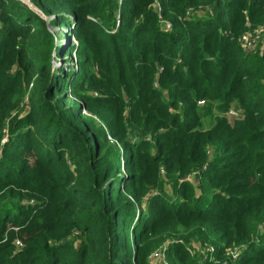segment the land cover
I'll use <instances>...</instances> for the list:
<instances>
[{
	"label": "trees",
	"instance_id": "obj_1",
	"mask_svg": "<svg viewBox=\"0 0 264 264\" xmlns=\"http://www.w3.org/2000/svg\"><path fill=\"white\" fill-rule=\"evenodd\" d=\"M152 2L0 0V264H151L170 235L264 264V54L231 40L264 0H160L170 30ZM202 98L244 117L202 130Z\"/></svg>",
	"mask_w": 264,
	"mask_h": 264
},
{
	"label": "rangeland",
	"instance_id": "obj_2",
	"mask_svg": "<svg viewBox=\"0 0 264 264\" xmlns=\"http://www.w3.org/2000/svg\"><path fill=\"white\" fill-rule=\"evenodd\" d=\"M202 8L206 9V8H209V7H202ZM207 15H210V14L206 10L205 11H203V10L201 11V15H200L201 17H208ZM162 17L165 18L163 16V13H162ZM171 23H172V26H173V22H171ZM159 25L162 28V26H161L160 23H159ZM249 25L250 24L248 23V26ZM246 31H244V32H246ZM244 32H242V34ZM242 34H240V35H242ZM240 35L235 36V38H233L231 36V40L233 42V45L232 46L236 48V51L237 52H241V51L244 52L243 49H242L241 43L239 41H237V39L239 38L238 36H240ZM246 53L247 54H254V53L257 54L258 53L259 56L263 55L264 54V37H263V42H261L259 44V46L257 47V49L255 51H252L250 53L249 52H246ZM73 56L74 55H72V57ZM58 63L59 62H57L56 65ZM63 64L65 66H72L74 64V62L73 61H66ZM262 82H264V76L262 78ZM199 100H203V103L202 104L197 105L198 106V113L200 115L199 118L201 119V126L200 127L202 128V130L208 128L209 126H211V124L215 121L214 115L216 113L220 114L221 116H227L228 121L231 122V123H233L236 120H240V119H242L244 117L245 110L243 109V105H242L243 103H241L239 100L230 102V105H229V107L226 110L223 109V110H219V111L216 108V105L220 103V101L218 99L208 100L207 98L206 99L202 98V99H199ZM199 100H197V101H199ZM25 103H26V100L24 101L23 104H25ZM209 108H210V111H209ZM23 112H25V107L24 108L22 107L18 114H22ZM154 151H155V148L153 147L151 149V152H154ZM209 151L210 152L208 154L211 155L212 154V150L209 149ZM160 171H161L162 174H164L163 175V178H164L165 177V171L163 172L162 169ZM187 176H188V181H190L193 184V187H194L195 192H199V187H198L199 186L198 173L196 171H193V172H190ZM187 176L183 177L182 180H185V178ZM185 181H187V180H185ZM164 182H165L164 185H163L164 190L166 192H168V193H171V189H170V186H169V180L166 177L164 179ZM23 191L25 192V190H23ZM149 192H150V194H152L151 191H149ZM153 193H155V191H153ZM22 200L25 203H27V202H33V199H30V198H28V199H22ZM262 229H263V227L261 226L259 228V231L261 232ZM170 237H175V236L170 235L167 238H170ZM195 242H199V245H198V243H195ZM183 244L185 245L186 248L189 247L191 249V254H197L199 252V250H201V249L204 250L205 249L204 247H206V246H212L211 244H206V245L204 244V245H202L200 243V241L197 240V239H194L192 241H188L186 243L183 242ZM212 247L214 248V246H212ZM233 247H235L237 249V253H238V256H239V253L246 247V245L238 244V245H233L230 248H233ZM223 259H227L226 252H224L223 253V256H221L218 260H223ZM237 259H238V257H237ZM236 260H235V262H236ZM153 262H154V264H162V262H160L158 260H155ZM237 263H238V261L236 262V264ZM229 264H232V263L229 262Z\"/></svg>",
	"mask_w": 264,
	"mask_h": 264
},
{
	"label": "built area",
	"instance_id": "obj_3",
	"mask_svg": "<svg viewBox=\"0 0 264 264\" xmlns=\"http://www.w3.org/2000/svg\"><path fill=\"white\" fill-rule=\"evenodd\" d=\"M152 6H153V10L155 11L158 17V22L161 24L162 28L164 30H170L172 28V23L168 19L162 17V6L160 3V0H153ZM202 10L203 11L206 10L210 15L212 13L211 8L204 9L201 6L188 7L184 10L183 15L179 17V19L186 20V19L191 18L192 16H196V15L200 16ZM238 37L239 38L237 39V41L241 43V46L244 52L255 51L257 47L259 46V44L263 42L264 26H261V25L255 26L251 28L250 30H247L246 32H244L242 35ZM202 103H203V100L197 101L198 105ZM5 139L6 137H4V140ZM209 152L210 151L208 150V153ZM185 180H188V176L185 178ZM171 242H179L183 244V240L180 238H176V237L168 238V240H166L161 247L151 252V254L149 255L150 261L158 260L162 262V264H168L166 257H165V248L167 244ZM13 243L16 249H21L23 247L22 241L18 238H15ZM204 248H205L204 250H201L202 255L206 258H209L210 260H213L216 264H229V262H231L232 264H235V260L238 257L237 249L235 247L228 248L225 250L227 254V259H223V260H218L214 257L213 255L214 248L212 246H206ZM187 249L191 252V249L189 247H187Z\"/></svg>",
	"mask_w": 264,
	"mask_h": 264
},
{
	"label": "crops",
	"instance_id": "obj_4",
	"mask_svg": "<svg viewBox=\"0 0 264 264\" xmlns=\"http://www.w3.org/2000/svg\"><path fill=\"white\" fill-rule=\"evenodd\" d=\"M195 243H198V245H199V242H195ZM201 250H202V249H201ZM201 250H199V252H198V253H201ZM150 263H151V264H154V262H153V261H152V262L150 261Z\"/></svg>",
	"mask_w": 264,
	"mask_h": 264
},
{
	"label": "water",
	"instance_id": "obj_5",
	"mask_svg": "<svg viewBox=\"0 0 264 264\" xmlns=\"http://www.w3.org/2000/svg\"><path fill=\"white\" fill-rule=\"evenodd\" d=\"M24 2L30 3V2H28V1H24Z\"/></svg>",
	"mask_w": 264,
	"mask_h": 264
}]
</instances>
